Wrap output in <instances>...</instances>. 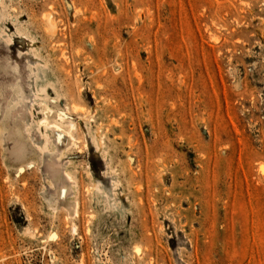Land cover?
Returning a JSON list of instances; mask_svg holds the SVG:
<instances>
[{
    "label": "rangeland",
    "instance_id": "rangeland-1",
    "mask_svg": "<svg viewBox=\"0 0 264 264\" xmlns=\"http://www.w3.org/2000/svg\"><path fill=\"white\" fill-rule=\"evenodd\" d=\"M263 3L0 0V264H264Z\"/></svg>",
    "mask_w": 264,
    "mask_h": 264
},
{
    "label": "bare ground",
    "instance_id": "bare-ground-1",
    "mask_svg": "<svg viewBox=\"0 0 264 264\" xmlns=\"http://www.w3.org/2000/svg\"><path fill=\"white\" fill-rule=\"evenodd\" d=\"M245 4V3H244ZM264 4V3H263ZM48 18V17H47ZM49 20V19H48ZM51 21H52V19H51ZM48 22V21H47ZM53 24V21L52 22H50V24ZM49 24V25H50ZM51 24V25H52ZM55 24V23H54ZM51 25H50V30L52 29V27H54L55 25H52V27H51ZM54 29V28H53ZM51 32H54V31H51ZM237 41H239V40H237ZM74 108H75V110H80V108L77 106V105H74ZM59 120H60V122H61V124H70V128L71 129H74L75 128V124L74 123H72V122H69L64 116H63V114H59ZM43 125L45 126V128L46 129H51L53 132H55L56 133V140H57V142H59L60 143V139L59 138H65L66 139V142L67 141H69L70 143L72 142V141H74V138H73V136L71 135V133L70 132H67V133H65V132H63V131H61V126L59 125V124H53L52 126H51V124H48L47 123V121L45 120L44 122H43ZM59 139V140H58ZM261 171L263 172V174H264V165H262L261 166ZM69 177V179H71L70 178V176H68ZM76 208H77V211H78V204H76ZM140 255V254H139Z\"/></svg>",
    "mask_w": 264,
    "mask_h": 264
}]
</instances>
